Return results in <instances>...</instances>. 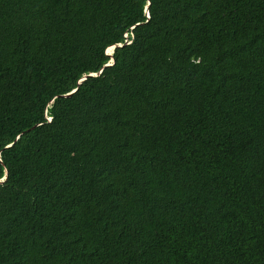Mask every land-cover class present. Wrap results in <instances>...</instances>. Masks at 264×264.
Here are the masks:
<instances>
[{
    "label": "trees",
    "instance_id": "obj_1",
    "mask_svg": "<svg viewBox=\"0 0 264 264\" xmlns=\"http://www.w3.org/2000/svg\"><path fill=\"white\" fill-rule=\"evenodd\" d=\"M0 264H264V0H0Z\"/></svg>",
    "mask_w": 264,
    "mask_h": 264
},
{
    "label": "water",
    "instance_id": "obj_2",
    "mask_svg": "<svg viewBox=\"0 0 264 264\" xmlns=\"http://www.w3.org/2000/svg\"><path fill=\"white\" fill-rule=\"evenodd\" d=\"M114 49H115V46H113V49H112V52H109V50H107V53L109 54V55H112L114 52ZM114 62V59L112 58L111 59V61L107 64V65H111L112 63ZM92 75V74H91ZM87 76H84V78H82V80L81 81H83L85 78H86ZM80 81V82H81ZM75 91V90H74Z\"/></svg>",
    "mask_w": 264,
    "mask_h": 264
},
{
    "label": "bare ground",
    "instance_id": "obj_3",
    "mask_svg": "<svg viewBox=\"0 0 264 264\" xmlns=\"http://www.w3.org/2000/svg\"><path fill=\"white\" fill-rule=\"evenodd\" d=\"M112 49H113V47H110V48H109V52L112 51Z\"/></svg>",
    "mask_w": 264,
    "mask_h": 264
},
{
    "label": "clouds",
    "instance_id": "obj_4",
    "mask_svg": "<svg viewBox=\"0 0 264 264\" xmlns=\"http://www.w3.org/2000/svg\"><path fill=\"white\" fill-rule=\"evenodd\" d=\"M115 46V45H114ZM111 47H113V46H111ZM115 48H116V46H115ZM108 50V49H107ZM115 50V49H114ZM114 52V51H113Z\"/></svg>",
    "mask_w": 264,
    "mask_h": 264
},
{
    "label": "rangeland",
    "instance_id": "obj_5",
    "mask_svg": "<svg viewBox=\"0 0 264 264\" xmlns=\"http://www.w3.org/2000/svg\"><path fill=\"white\" fill-rule=\"evenodd\" d=\"M109 50V49H108ZM110 52H112V51H110Z\"/></svg>",
    "mask_w": 264,
    "mask_h": 264
}]
</instances>
